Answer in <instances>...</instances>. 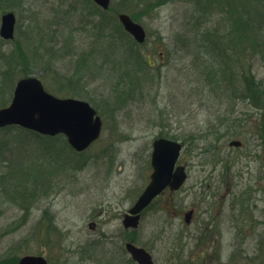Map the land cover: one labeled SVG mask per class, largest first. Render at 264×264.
I'll list each match as a JSON object with an SVG mask.
<instances>
[{
    "label": "rangeland",
    "instance_id": "obj_1",
    "mask_svg": "<svg viewBox=\"0 0 264 264\" xmlns=\"http://www.w3.org/2000/svg\"><path fill=\"white\" fill-rule=\"evenodd\" d=\"M208 1L113 0L116 12L108 18L118 20L121 13L135 17L148 33L141 51L150 56L143 92L122 107L113 92L121 74L114 62L129 57V46L112 37L114 23L93 15L84 0H26L11 10L0 7V25L7 11L17 18L15 39L0 37V86L7 70L4 58L13 54L21 58L15 67L17 79L35 76L58 96L86 100L104 121L101 139L82 156L63 142L30 132H0V264L25 255L43 256L50 264H92L90 216L103 206L118 213V207L138 198L152 172V142L161 134L186 141L181 164L189 179L170 204L169 194L154 202L130 241L149 249L155 264H235L233 235L225 233V263L218 262L220 237H186L180 216L184 219L195 208L196 217L205 221L206 207L233 191L238 175L243 194L249 193L245 199L254 198L251 184L259 173L249 164L252 124L248 119L231 122L253 109L231 99L225 85L248 92L254 81L264 91V0H210L211 9L204 11L202 4ZM230 19L238 23L237 32ZM208 37L220 39L219 52L205 44ZM178 39L190 44L182 46ZM112 44L116 53L105 60ZM12 95L6 94L7 105ZM125 98L121 94L119 101ZM234 140L243 146L230 147ZM19 196L27 198L15 201L24 208L12 202ZM261 215L257 213L258 222L264 219ZM49 221L55 230L48 240ZM120 222L107 221L105 231L114 239L104 251L116 252ZM262 233L258 225V236H247L243 243L249 251L259 244L257 264H264ZM204 248L210 251L207 256L202 255Z\"/></svg>",
    "mask_w": 264,
    "mask_h": 264
},
{
    "label": "water",
    "instance_id": "obj_2",
    "mask_svg": "<svg viewBox=\"0 0 264 264\" xmlns=\"http://www.w3.org/2000/svg\"><path fill=\"white\" fill-rule=\"evenodd\" d=\"M107 10L111 0H93ZM125 30L137 42L146 41V31L134 22L127 14L119 16ZM16 16L8 12L2 16L0 36L5 40H12L15 36ZM102 119L97 111L82 100L61 99L48 93L43 83L34 77L21 79L14 92L10 106L0 110V128L17 125L25 129L47 135L64 134L69 144L78 152L85 151L99 139L102 131ZM231 146H240V142H232ZM182 145L179 142L159 139L154 143L152 165L154 172L152 181L130 210L125 219L126 227L137 228L140 213L167 187L179 190L187 179L185 168L176 163L180 157ZM176 169V170H175ZM128 251L138 264H154L152 256L143 248L133 244L127 245ZM19 264H48L45 258L26 256Z\"/></svg>",
    "mask_w": 264,
    "mask_h": 264
},
{
    "label": "flooded vegetation",
    "instance_id": "obj_3",
    "mask_svg": "<svg viewBox=\"0 0 264 264\" xmlns=\"http://www.w3.org/2000/svg\"><path fill=\"white\" fill-rule=\"evenodd\" d=\"M181 39L176 40V42L180 43L182 46H188L190 43L188 42V39H186L183 42H179ZM205 44L207 46H213L218 47V52L221 50L219 48L220 45V39H214L208 37L205 39ZM214 41H217L214 42ZM178 49L177 47L175 48ZM215 73L211 72V75H214ZM219 86V85H218ZM217 86V87H218ZM226 88L231 92L229 97L235 101H241L245 105H249L251 109H253L252 112L249 113V116H244L241 118L239 117V120L237 118H234V120L231 119V122L237 125L239 122H242L241 119H243V123L247 122V119L249 120V123L252 124V127L250 129V133L252 135V151L250 153V167L253 165L257 166L259 178L255 179V184L252 183L251 187L252 189V195L254 196L252 200L245 199V194H249L248 191H245L243 194L242 192V185H241V175L237 176V181L234 184V190L228 191V193L223 196L222 199H215L216 202L212 203L209 206L206 207L207 212V218L204 221L203 219H200L196 217V209L192 208L190 212L184 217L180 216V220H184V230H181L182 233L185 232L186 237L187 235H194V236H219L218 244V255L217 259L218 262L225 263V255L226 252V236L233 235L234 237V244L232 247L234 257H235V264L241 263L243 260L245 261L244 264H257L256 259H259V252H262L258 249L257 246H255L253 251H249L245 249V246L243 245L245 238L249 236L251 239L255 235H257V226H262V234L264 235V219H260L262 222H258L257 213L264 214V207L261 208L260 205H264V109H261L260 106H258L259 102L257 100V95L254 94V90H251L250 96H247V99L245 100L241 99L240 94L243 92L241 89L237 86L233 85H225ZM210 87V85L208 86ZM212 87V86H211ZM222 87V86H221ZM217 91H219L221 89ZM253 88V85H252ZM250 89V88H249ZM256 93V90H255ZM236 109L233 108L231 111V114H235ZM230 123V125L232 124ZM221 126L223 125V122L219 123ZM230 134V133H229ZM243 146V145H242ZM188 172V169H187ZM189 175V172H188ZM220 183L223 185L224 182L220 181ZM260 186V189L258 187ZM145 189V188H144ZM143 192V191H142ZM169 194L170 197L166 204H170L173 202L172 197L176 195L177 193H174L167 189L163 196ZM140 196V195H139ZM138 196V197H139ZM163 196H160L156 200L162 201ZM138 199V198H137ZM137 199L129 205L128 203L122 204V208L118 207L117 211L118 213H115L112 211L111 206H103L102 209L97 210L96 212H93V215L90 216V223L88 225V230L92 234L91 238V244H90V255L91 259L90 261L92 264H137L132 260L131 255L129 254L127 250L128 243H133L138 245V243L134 240L129 239L130 234L137 235L139 233V229L141 226V223L144 221L145 216L147 215V212L152 205H150L147 209H145L141 213V218L139 222V227L134 229L130 227L125 226V218L129 214L130 209L134 206ZM245 199V200H242ZM155 200V201H156ZM154 201V202H155ZM127 207V208H126ZM126 208V209H125ZM107 215V217H105ZM264 218V215H261ZM116 218L117 220H120L121 228L118 237V245L116 252L115 251H108L107 249L104 251V245L111 242L113 243L114 236H111L105 231V227L107 225V221L111 222ZM249 227V228H248ZM247 230V233L245 231ZM176 229L171 226L170 233H174ZM48 232H46L47 234ZM225 233H229V235L225 236ZM248 234V235H247ZM225 236V237H224ZM258 236V235H257ZM136 238V236H134ZM224 237V238H223ZM223 238V239H222ZM204 244V243H202ZM141 246V245H138ZM207 248V247H205ZM203 249V251L205 250ZM213 248V247H212ZM147 249V248H146ZM149 251V249H147ZM207 249L203 252L206 255ZM151 253V251H149ZM210 251H207V253ZM152 254V253H151ZM153 256V254H152ZM205 256H203L202 261H204ZM225 256V257H224ZM213 257V254H212ZM211 257V258H212ZM154 258V256H153ZM206 261V260H205Z\"/></svg>",
    "mask_w": 264,
    "mask_h": 264
},
{
    "label": "trees",
    "instance_id": "obj_4",
    "mask_svg": "<svg viewBox=\"0 0 264 264\" xmlns=\"http://www.w3.org/2000/svg\"><path fill=\"white\" fill-rule=\"evenodd\" d=\"M24 1H26V0H0V7H1V9H8V10L10 9L11 10L14 8L15 5L21 4V2L24 3ZM84 1H86L89 5H91L92 12H94L93 15H96L98 17L106 19L107 24H111V23L115 24L114 25V33L112 34V37H113V35L115 37H118V39L120 40L122 45H124L125 44L124 42H126V45L129 46L128 48H126V45H125L126 51L129 50V52L128 53L124 52L125 55L129 56V57L125 60L123 58V60H115V62H114V66L116 67L115 70H118V73L121 72V74L118 75L119 82L116 83V85L113 89V92L119 98H120L121 94L126 95V98L123 99L122 101H119V98H118V102H117L118 104L117 103H115V104H117L118 107H122L126 103H128L129 101H134L136 95L138 93H142L144 88H145L144 79L148 80V76H146L144 72L147 71V70H145L146 68H149L147 55L143 51H141L142 46L137 44V42L124 30L123 26L121 25V23L118 22V20L116 18H112V17L108 18L109 14L111 12H114V14L116 12L113 4H112L110 10L108 12H105L102 9H100L92 0H84ZM202 6L203 7L201 9H203L204 11L211 9L210 0L206 3H203ZM228 13L230 14L229 11H228ZM133 19H135V17ZM230 21H231V19H230ZM231 23H232L233 28L236 31V28L238 27V25H237L238 23H235L232 21H231ZM248 36H251V34L249 33ZM112 52H113V54L116 53L115 48L113 47V44L108 47L106 54H105V57H106L105 60H108L109 57H111ZM130 56L132 57V59L134 61H131ZM14 58L15 57L13 54H10L4 58V61L6 62L5 65L7 66V70L5 71L3 83L0 86V108L7 106V103L9 101L10 97L6 98V94L9 92H11V94H12L14 92V87H15L14 80L16 81V79L18 77L16 75L15 67H16V65H20L19 61L21 60V58H18V59L17 58L14 59ZM106 62H108V61H106ZM26 76L27 75L22 74V76L20 78H24ZM20 78H18L17 80H19ZM153 81H154V79H153ZM252 85H253V88H252ZM77 88H78V86H77ZM79 90H82V88ZM247 90H248V92L243 91L240 94L241 99L242 100H245L244 98L247 99V96L251 95V92H249V91L254 90V94H256L255 90H257V97L256 98L259 102L258 106H260L261 109H264V99H263V101L261 99V96L264 95V91L260 87H258L254 81L251 82V84L249 85ZM14 130H18V131L20 130V131L28 132L26 130H23V129H20L17 127H8L6 129H1L0 132H5V131L13 132ZM30 133H32V132H30ZM32 134H34L37 137H40V136L36 135L35 133H32ZM227 134H225V135H227ZM233 134H235V133H233ZM172 138L175 140L178 139L177 136H173ZM47 139H50L52 141L63 142L65 144V147H67L72 152H74L72 150V148L69 146V144H68V142L64 136H59L56 138H48L47 137ZM218 140H220V139H218ZM183 144L186 145L185 140L183 141ZM74 154L77 155L75 152H74ZM78 166H79V168H82V166H84V165H82L80 163V164H78ZM50 187H51V184L48 185L47 191H49ZM17 199H23L25 201V199H27V198H25V196H19L17 198H14L12 200V202H14L18 205L20 203L15 202ZM19 206L24 208L23 204H20ZM48 230L49 231L46 234V237L49 240L50 236L53 234V231L55 230L53 228V224L51 221L48 222ZM257 246H259V244H257ZM258 249L260 250V246L258 247ZM262 258L264 259V256ZM14 260H15L14 262L9 261V264H17L18 260L17 259H14Z\"/></svg>",
    "mask_w": 264,
    "mask_h": 264
}]
</instances>
